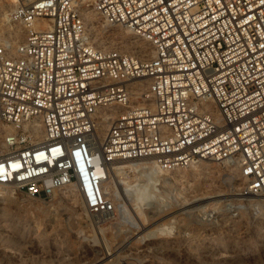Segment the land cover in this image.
Here are the masks:
<instances>
[{
  "label": "built area",
  "instance_id": "2783aa9c",
  "mask_svg": "<svg viewBox=\"0 0 264 264\" xmlns=\"http://www.w3.org/2000/svg\"><path fill=\"white\" fill-rule=\"evenodd\" d=\"M89 13L146 45H108ZM4 26L0 187L43 201L68 190L113 216L114 162L207 160L241 181L232 216L264 197V0H29Z\"/></svg>",
  "mask_w": 264,
  "mask_h": 264
},
{
  "label": "rangeland",
  "instance_id": "374dc122",
  "mask_svg": "<svg viewBox=\"0 0 264 264\" xmlns=\"http://www.w3.org/2000/svg\"><path fill=\"white\" fill-rule=\"evenodd\" d=\"M1 18L0 34L7 28ZM126 36L146 45L129 31ZM114 38L122 39L118 34ZM201 162L209 167L207 172L194 173L190 167L174 170L155 186L124 169L122 177L151 194L141 207L144 216L153 219H147V228L137 235L118 208L113 216L89 214L75 193V202L63 190L43 201L0 187V264H93L108 250L114 252L111 264H264V204L259 202L264 197L250 203L242 200L232 216L229 204L239 198L241 182L236 172L229 179L228 166ZM218 195L222 196L217 201L182 209L195 198ZM249 204L260 210V216ZM160 224L166 225L168 234L153 231ZM101 262L96 264H110Z\"/></svg>",
  "mask_w": 264,
  "mask_h": 264
},
{
  "label": "bare ground",
  "instance_id": "6f19581e",
  "mask_svg": "<svg viewBox=\"0 0 264 264\" xmlns=\"http://www.w3.org/2000/svg\"><path fill=\"white\" fill-rule=\"evenodd\" d=\"M6 1H4L5 3L0 2V17H2L1 21L3 23L6 21L8 10L14 4H16V3L21 4V3L27 2L29 0H22V1L21 0H6ZM86 19L88 22H90L94 26V28L96 30V34H98L100 37L111 38L108 42V45H110V46L114 45L115 42L113 41V38H114V35H117V34L121 35V38H122L121 42L125 46L134 47V48H142L144 46L142 42L138 43V42L131 41V40L129 41L128 37L126 36L128 33L127 29H126V31H122V32H112V31L107 32L106 29H102V27L100 28L99 24L96 23L97 19L93 14H91V13L87 14ZM8 29L9 28L7 27L6 32H8ZM10 32L15 33V31L12 29L10 30ZM105 128H106L105 124L99 126L100 133H103ZM125 168H129L130 170L135 171V173H137L138 176L144 177L149 186H155V184L158 181L165 182L166 180H168V179H166L167 178L166 176H168L167 175L168 173L167 172H161V171L157 170L153 164L148 163V162L117 161V162H114L112 164V171H110L108 179L106 180V182H104L103 189L111 197V199L114 201L115 207L119 209L118 212L122 216H124V218H127L130 221L131 226H133L134 230H136V232H137V233L135 232L134 234L137 235L138 233L141 234L142 232H144L145 229L147 228L146 227L147 219H149L148 221L153 219L152 217H150V218L145 217L144 216V210L141 207L142 206L141 203H143V201L145 202V200H147V199L150 200L151 194H149V192L147 191L148 189L146 187H144L143 185L141 186L138 183L132 184V183H130V181H127L124 177H122L121 175H122V173H124L123 171ZM190 168H192L194 173L207 172L209 169L207 164L203 163L201 161H198L196 164L191 165ZM228 170H229V172L227 175H228V178L230 179L231 177L234 176L235 171H234V168H230ZM5 189L7 190V193L12 192L11 188L6 187ZM63 191H64V194L66 195V198L75 202V197H74V194L72 192H69L68 190H63ZM221 196L222 195H218V196H214V197L195 198L191 201L190 204L184 206L182 209L190 208L192 206L195 207V206H200L202 204L211 203L213 201H217L218 198ZM236 196H237V194H236ZM258 198H260V197H257V199ZM121 201H123V203H121ZM126 201H129L132 204V208L128 207ZM259 202L264 204V198L261 199ZM153 231L159 232V233H167L166 232L167 231L166 225L160 224ZM153 235L154 234H152L151 236H153ZM145 236H149V234H147ZM139 238L137 237V239H139ZM126 245H127V243H126ZM120 248H123V247H120ZM113 255H114V252L113 251L111 252L108 250L106 253L101 255V257L98 260H95L93 262V264L99 263L101 261H104V263L109 262L111 264V262H113V260H115V258H113Z\"/></svg>",
  "mask_w": 264,
  "mask_h": 264
}]
</instances>
